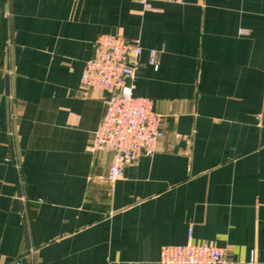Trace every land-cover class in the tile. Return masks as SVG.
<instances>
[{
  "label": "crops",
  "instance_id": "1",
  "mask_svg": "<svg viewBox=\"0 0 264 264\" xmlns=\"http://www.w3.org/2000/svg\"><path fill=\"white\" fill-rule=\"evenodd\" d=\"M2 20L0 264H158L205 240L264 264V0H0V46ZM102 33L138 39L129 83L162 116L115 181L89 149L105 93L80 78Z\"/></svg>",
  "mask_w": 264,
  "mask_h": 264
},
{
  "label": "built area",
  "instance_id": "2",
  "mask_svg": "<svg viewBox=\"0 0 264 264\" xmlns=\"http://www.w3.org/2000/svg\"><path fill=\"white\" fill-rule=\"evenodd\" d=\"M149 7L151 0H135ZM181 2L182 0H171ZM240 33H247L241 29ZM92 53L80 75L85 86L103 91L104 113L94 131L90 150L112 152L107 177L119 179L124 166L140 155H151L163 135L162 116L153 109V99L133 94L129 81L140 65L142 47L138 39L102 33L92 40ZM157 50H148V64L157 67ZM189 232V236H190ZM158 264H237L213 241L163 245Z\"/></svg>",
  "mask_w": 264,
  "mask_h": 264
},
{
  "label": "water",
  "instance_id": "3",
  "mask_svg": "<svg viewBox=\"0 0 264 264\" xmlns=\"http://www.w3.org/2000/svg\"><path fill=\"white\" fill-rule=\"evenodd\" d=\"M2 5H3V0H2ZM4 45H5V37H4V32H3V20H2V43H1V46H0V60H1V57H2Z\"/></svg>",
  "mask_w": 264,
  "mask_h": 264
}]
</instances>
